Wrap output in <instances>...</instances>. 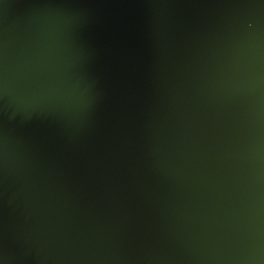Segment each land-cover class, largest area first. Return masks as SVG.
<instances>
[{"label": "water", "instance_id": "water-1", "mask_svg": "<svg viewBox=\"0 0 264 264\" xmlns=\"http://www.w3.org/2000/svg\"><path fill=\"white\" fill-rule=\"evenodd\" d=\"M0 264H264V0H0Z\"/></svg>", "mask_w": 264, "mask_h": 264}]
</instances>
